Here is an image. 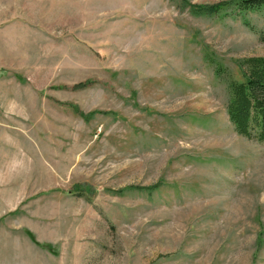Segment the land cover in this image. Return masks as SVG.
Masks as SVG:
<instances>
[{
  "label": "rangeland",
  "instance_id": "obj_1",
  "mask_svg": "<svg viewBox=\"0 0 264 264\" xmlns=\"http://www.w3.org/2000/svg\"><path fill=\"white\" fill-rule=\"evenodd\" d=\"M178 3L0 0V264H264V145L226 112L264 41Z\"/></svg>",
  "mask_w": 264,
  "mask_h": 264
},
{
  "label": "trees",
  "instance_id": "obj_2",
  "mask_svg": "<svg viewBox=\"0 0 264 264\" xmlns=\"http://www.w3.org/2000/svg\"><path fill=\"white\" fill-rule=\"evenodd\" d=\"M181 9L198 16H230L240 18L264 41V29H258L247 18L248 12H262L264 0H222L214 4L199 5L179 0ZM241 80L230 79L226 112L235 131L264 145V55L249 56L239 60ZM218 72V68L216 69Z\"/></svg>",
  "mask_w": 264,
  "mask_h": 264
}]
</instances>
